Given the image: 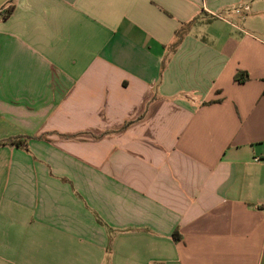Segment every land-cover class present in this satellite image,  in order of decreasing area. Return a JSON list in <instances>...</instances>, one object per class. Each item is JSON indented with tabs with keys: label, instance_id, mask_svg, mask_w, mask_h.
<instances>
[{
	"label": "crops",
	"instance_id": "0c3cea01",
	"mask_svg": "<svg viewBox=\"0 0 264 264\" xmlns=\"http://www.w3.org/2000/svg\"><path fill=\"white\" fill-rule=\"evenodd\" d=\"M20 137L0 264H264V0H0Z\"/></svg>",
	"mask_w": 264,
	"mask_h": 264
},
{
	"label": "trees",
	"instance_id": "16d2710c",
	"mask_svg": "<svg viewBox=\"0 0 264 264\" xmlns=\"http://www.w3.org/2000/svg\"><path fill=\"white\" fill-rule=\"evenodd\" d=\"M12 11H13V5L11 3V5H9L6 13L5 14H2V18L3 19H7L11 15ZM196 21H197V19L193 20L192 22H190L188 24H183L182 28L176 32V42L173 45V48L174 49L177 48L181 44L184 36L187 34V32H189V29L196 23ZM247 79H248V75L247 74H244L242 72H239L236 75V77H235V80L237 82H239V83H245V81ZM22 139L25 140V142H26L30 138L29 137H25V138H23V137H20V138H12L10 140L0 142V144H3V145L9 144V145H14V146H18L19 145L20 147L21 146H26V144H24L21 141ZM180 239H181V237L178 236V235L176 237V234H175V241H179Z\"/></svg>",
	"mask_w": 264,
	"mask_h": 264
},
{
	"label": "built area",
	"instance_id": "2783aa9c",
	"mask_svg": "<svg viewBox=\"0 0 264 264\" xmlns=\"http://www.w3.org/2000/svg\"><path fill=\"white\" fill-rule=\"evenodd\" d=\"M243 10L247 11V10H249V7H243V9L237 8V9H234L233 11L237 14H241L243 12ZM218 17H221V16L219 15Z\"/></svg>",
	"mask_w": 264,
	"mask_h": 264
}]
</instances>
